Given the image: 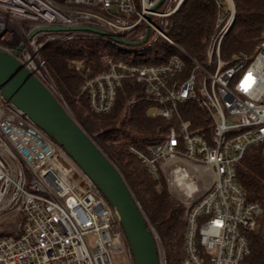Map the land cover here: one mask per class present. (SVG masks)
Segmentation results:
<instances>
[{
    "label": "built area",
    "instance_id": "built-area-1",
    "mask_svg": "<svg viewBox=\"0 0 264 264\" xmlns=\"http://www.w3.org/2000/svg\"><path fill=\"white\" fill-rule=\"evenodd\" d=\"M186 1L0 0V51L51 82L40 57L50 43L91 38L134 51L161 36L174 49L169 56L109 59L105 69L86 72L82 90L92 112L106 114L131 79L142 87L140 99L153 104L150 115L168 121L157 144L131 151L183 197L182 264H248L250 234L262 230L264 208L248 200L238 164L250 147L264 143V39L253 57L224 59L236 6L215 0L214 33L203 59L192 57L167 34L170 18ZM137 100L133 96L129 104ZM191 105L200 114L187 119ZM6 223L13 230H0V264H113L111 253L129 248L120 217L102 192L0 92V226Z\"/></svg>",
    "mask_w": 264,
    "mask_h": 264
},
{
    "label": "trees",
    "instance_id": "trees-1",
    "mask_svg": "<svg viewBox=\"0 0 264 264\" xmlns=\"http://www.w3.org/2000/svg\"><path fill=\"white\" fill-rule=\"evenodd\" d=\"M235 21L226 35L222 56L231 60L243 53L255 54L264 39V0H234ZM215 0H187L170 18L168 35L187 54L203 59L209 39L214 33L217 16ZM168 51L174 49L166 41L155 39L151 46ZM41 60L64 103L84 128L93 134L105 152L121 167L130 181L144 210L160 235L166 249L167 264H182L185 258L186 210L166 187L165 179L156 180L144 163L131 151L132 147L146 150L165 135L168 121L152 117L153 104L143 96L140 84L124 80L113 109L95 114L82 90L86 72H99L109 59L120 60V53L109 42L100 39H73L50 43L40 52ZM130 58L127 57L126 60ZM81 65L77 70V66ZM138 100L129 104L133 97ZM187 119L198 116L199 108L189 107ZM238 181L250 202L264 208V143L248 149L238 164ZM262 230L250 234L251 255L248 264H264V214Z\"/></svg>",
    "mask_w": 264,
    "mask_h": 264
},
{
    "label": "water",
    "instance_id": "water-1",
    "mask_svg": "<svg viewBox=\"0 0 264 264\" xmlns=\"http://www.w3.org/2000/svg\"><path fill=\"white\" fill-rule=\"evenodd\" d=\"M147 37L148 31L139 44L144 43ZM0 92L72 158L117 211L133 263L162 264L155 231L129 180L119 165L69 112L60 95L13 56L2 51Z\"/></svg>",
    "mask_w": 264,
    "mask_h": 264
},
{
    "label": "rangeland",
    "instance_id": "rangeland-1",
    "mask_svg": "<svg viewBox=\"0 0 264 264\" xmlns=\"http://www.w3.org/2000/svg\"><path fill=\"white\" fill-rule=\"evenodd\" d=\"M187 2V1H186ZM185 3V2H184ZM183 3V4H184ZM181 8V7H180ZM179 8V9H180ZM167 34H168V31H167ZM157 38H159V39H162V40H164L161 36H158ZM157 38H155V39H157ZM165 41V40H164ZM110 45L113 47V49L115 50V51H117V52H119L120 53V56H121V59H126L127 57H129L130 59H133V60H135L136 59V61H138V62H140V61H144V60H147L148 58H151V59H155V58H158V57H160V58H162V57H164V56H169L168 55V51L167 50H164L163 48H161V47H156V48H153V47H148V48H146V49H144V50H140V49H137L136 48V50H134V51H126V50H123V49H121L120 47H117V46H114V45H112L111 43H110ZM144 48V47H143ZM139 50V51H138ZM255 54H253L251 57H253ZM41 78V77H40ZM42 80H43V82L48 86V87H50L51 88V84H52V86H53V89H52V91H56L58 94H59V92H58V90H57V88H56V86L54 85V83L52 82V80H51V82L48 80H46V79H44L43 77L41 78ZM60 95V94H59ZM61 97V96H60ZM62 98V97H61ZM63 100V99H62ZM63 102H64V100H63ZM67 106V105H66ZM67 108L69 109V112L76 118V116H75V114L71 111V109L67 106ZM76 120L80 123V121L76 118ZM81 124V123H80ZM82 125V124H81ZM83 126V125H82ZM94 133H96V132H94ZM93 133V134H94ZM90 134V133H89ZM95 141H96V139H95ZM96 144L97 145H99L100 146V144H98V142L96 141ZM120 167V166H119ZM121 168V167H120ZM166 181V180H165ZM130 182V181H129ZM166 187H167V184H166ZM134 190V189H133ZM167 190L176 198V199H178V201L181 203V201L183 200V197L180 195V194H177V193H173V192H171L170 190H169V188L167 187ZM135 192V191H134ZM136 194V193H135ZM136 197L138 198V196H137V194H136ZM139 200V199H138ZM140 201V200H139ZM141 203V202H140ZM185 208V207H184ZM145 211V210H144ZM146 212V211H145ZM149 218V217H148ZM149 220H150V218H149ZM151 221V220H150ZM151 224H152V222H151ZM152 228H153V230L155 231V235H156V238H157V240H158V243H159V247L161 248V250L163 251V253H164V255H165V257H166V249H165V246H164V243H163V241H162V239H161V237H160V235L158 234V232H157V230H156V228L154 227V225L152 224ZM0 230L1 231H5V232H10V231H12L13 230V224H4V226H0ZM111 259H112V262H113V264H134L133 263V258H132V254H131V252H130V250H129V248L127 247L126 249H125V251L124 252H121V253H119V252H116V253H111Z\"/></svg>",
    "mask_w": 264,
    "mask_h": 264
}]
</instances>
